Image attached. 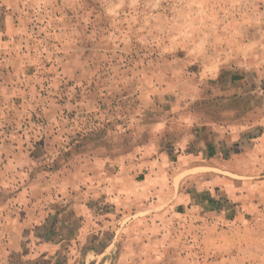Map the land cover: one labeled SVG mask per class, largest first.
<instances>
[{
  "label": "rangeland",
  "instance_id": "rangeland-1",
  "mask_svg": "<svg viewBox=\"0 0 264 264\" xmlns=\"http://www.w3.org/2000/svg\"><path fill=\"white\" fill-rule=\"evenodd\" d=\"M0 12V264H264V159L208 170L200 138L201 107L240 91L226 73L263 93L264 0Z\"/></svg>",
  "mask_w": 264,
  "mask_h": 264
},
{
  "label": "crops",
  "instance_id": "crops-1",
  "mask_svg": "<svg viewBox=\"0 0 264 264\" xmlns=\"http://www.w3.org/2000/svg\"><path fill=\"white\" fill-rule=\"evenodd\" d=\"M13 28L14 26H12L9 19L6 16L4 17L2 12H0V51L5 48L6 42L13 36ZM237 88L240 89L239 92L231 96L223 95L219 98V101L223 104H232L225 108L204 111L208 122L200 127V138L205 143L204 148L206 152L205 156H203L205 157V161H210L221 166V170L214 165L208 166L207 169L219 170L222 173L231 175V177L237 175L235 174V170H237L238 164L245 166L244 168H246L247 172L248 167L245 164L248 163L247 161L250 157H261L260 160L264 159V101H261L264 90L259 95V91L249 87L246 88L245 84L237 85ZM259 110L262 111V116L256 119V113ZM193 129L196 131L198 127ZM209 145L213 148L212 152L214 156L212 157L208 154ZM121 171L115 173L116 175L113 177H107L109 178L107 181L109 187L114 185L113 182L115 180L124 179ZM205 176L211 179V181L218 179L222 184L235 183V180L225 176H218L216 173L214 175L207 173ZM150 179H152V172L147 173L144 182H138L134 186L144 187L149 183ZM103 190L105 192L106 189ZM118 190L116 192L120 195L117 196L123 197V190L121 188ZM46 250V245H40L39 248L31 251L29 254L33 256L34 260H39L43 258ZM33 253L35 255H32Z\"/></svg>",
  "mask_w": 264,
  "mask_h": 264
},
{
  "label": "trees",
  "instance_id": "trees-1",
  "mask_svg": "<svg viewBox=\"0 0 264 264\" xmlns=\"http://www.w3.org/2000/svg\"><path fill=\"white\" fill-rule=\"evenodd\" d=\"M224 79H228L229 81H230V83L231 84H236V83H239V85L240 84H245V82H242L243 80H244V77H242V76H240V75H238V74H236V73H226L225 74V77H224ZM223 79V80H224ZM243 87H244V85H243ZM243 102H245V101H243ZM230 104H232V103H230ZM230 104H223V103H221L220 101H219V99H213V101H210V103L209 104H207V105H205V106H203V107H201L204 111H209V110H211V109H217V108H225L226 106H228V105H230ZM170 138H172V136L170 137ZM169 138V139H170ZM212 150H213V148H212V146L211 145H209L208 146V154H209V156H214V153L212 152ZM33 172H31V176H33ZM143 180V179H142Z\"/></svg>",
  "mask_w": 264,
  "mask_h": 264
}]
</instances>
